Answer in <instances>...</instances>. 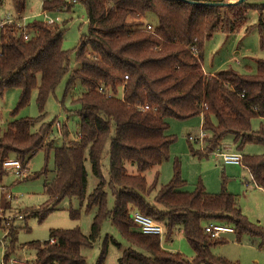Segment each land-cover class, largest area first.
<instances>
[{"label":"trees","instance_id":"16d2710c","mask_svg":"<svg viewBox=\"0 0 264 264\" xmlns=\"http://www.w3.org/2000/svg\"><path fill=\"white\" fill-rule=\"evenodd\" d=\"M76 1L85 9L89 28L75 49L76 67L70 72L63 97L78 80L82 88L75 101L79 122L76 137L70 141H65L68 130L61 126L63 142L59 146L49 139L53 120L46 123L43 115L49 96L69 72L70 53L62 47L63 30L55 22L38 20L25 27L9 23L0 28V95L7 89L20 90L13 112L16 114L28 105L31 93L37 90L39 112L36 118H14L0 131V181L7 173L1 167L2 161L10 154L25 170L38 151L47 155L52 151L53 177L44 184L48 198L44 206L23 210L22 214L42 221L64 198L71 197L85 202L87 211H95L88 236L78 227L52 229L47 240L28 243L35 251L31 264H86L81 248L92 247L107 218L129 245L122 251L118 264H238L213 254L212 249L226 240L205 232L210 220L231 226L237 241L246 235L264 249V227L250 222L235 195L226 189L209 194L198 184L191 192L183 191L186 182L177 164L169 182L158 189V172L150 184L144 176L168 159L174 138L166 133L167 119L202 116L201 129L207 133L204 145L199 151L191 148L192 154L199 158L220 149L227 135L233 137L238 152L249 143L264 145V130L254 132L251 128L252 119L264 118V60L256 61L254 74H239L229 68L207 75L201 63L204 40L214 30L228 34L240 29L249 9L259 12L255 27L264 33V5L253 6L246 1L216 5L192 4L187 0ZM25 3L26 0H14L17 15L24 11ZM2 4L0 0V7ZM65 7L71 9L67 0H42L43 12ZM148 13L158 19L151 29L144 28L143 19ZM251 29L248 26L245 32ZM100 85L114 94L123 87L122 99L100 94L97 91ZM143 106L149 109L143 110ZM107 142L109 171L105 178L101 160ZM86 161L98 179L88 196ZM127 164L134 165L136 173H128ZM241 165L264 190V153L242 154ZM47 174L44 167L23 179ZM108 192L113 197L111 209L107 207ZM3 194L1 230L5 229L1 212L10 207ZM134 211L162 224L167 238L175 229L180 230L193 258L189 260L179 252L165 250L158 235L139 231L131 218ZM70 215L78 219L80 214L71 211ZM4 234L6 263L17 237L13 228L5 229ZM110 241L121 248V244L106 237L95 264H104Z\"/></svg>","mask_w":264,"mask_h":264},{"label":"rangeland","instance_id":"374dc122","mask_svg":"<svg viewBox=\"0 0 264 264\" xmlns=\"http://www.w3.org/2000/svg\"><path fill=\"white\" fill-rule=\"evenodd\" d=\"M199 1L216 2L219 0ZM221 1L235 3L237 0L234 2H229V0ZM77 2L71 3V9L65 7L60 11L46 12V16L42 11V0H28L25 10L21 13L24 17L21 15L16 17L14 0H3V4L0 7V19L10 13L12 17L18 20L15 19L19 22V25L25 26L34 20L46 21V19L50 18L56 24H59L64 32L62 47L70 53L69 72L63 76L54 92L49 96L43 115L44 122L49 123L53 120L49 139L54 140L57 146L63 142L60 135L61 126L64 125L68 130V137L65 141H70L76 137L75 134L79 122L78 116L75 114L77 108L75 101L82 92L80 82L75 80L66 98L63 97L70 72L76 67L75 49L81 38L87 35L89 28L85 9L81 3ZM246 2L253 6L264 5V0H246ZM258 13L256 9H249L246 14L245 24L240 29L228 34L223 33L221 30H214L211 36L204 40L202 65L206 71H223L230 68L239 74L256 73V61L258 59L264 60V33H260L258 28L255 27L258 22ZM56 18L58 19L56 20ZM143 22L144 28L151 29L158 24V19L156 15L148 13ZM248 26H252V29L249 32H245V28ZM119 89L117 96L121 97ZM19 94V89L11 88L7 89L3 95H0L1 132L14 118H36L39 115L36 105L37 90L31 93L28 105L13 114L18 103ZM167 123L169 127L166 133L174 138L169 147L168 159L144 174L147 182L149 184L152 183L155 173L158 172L156 188L158 189L160 186L167 184L173 175L174 164H177L180 176L186 182V186L182 189L183 191L191 192L198 184H201L209 194H218L223 189H226V191L235 195L238 205L247 219L264 227V194L258 189L248 187L250 184H247L246 180L249 181V176L243 166L224 165L213 154L217 150L201 158L192 154L191 148L194 151H199L202 147L198 141H190L188 139L189 135L199 136L202 128L201 118L199 116L185 120L171 118L167 119ZM251 126L254 132L260 129L264 130V120L254 118L251 121ZM226 140L228 144L229 142L233 143L231 135L225 136L222 141ZM235 152H238L236 148ZM108 153L109 143L107 142L101 160L102 174L105 178L108 177L109 171ZM241 153L243 155L263 154L264 145L257 143L246 144ZM10 157H14V155L10 154ZM44 167L48 169L46 176L39 175L23 179L26 175L39 172ZM85 167L87 171L86 196H88L98 184V179L92 174L88 161L85 162ZM53 168V152L51 151L47 155L40 150L27 164L25 175L18 176L13 171H8L2 175L0 198L2 193H4L5 200L10 206L9 209L1 212L2 225L5 229L13 228L16 230L17 242L9 261L5 263L3 260L5 229H0V264H31L35 251L27 246L28 243L47 240L49 231L52 229H73L78 227L85 236L90 234L91 222L95 211H87L85 202H80L77 197L64 198L42 221H39L36 216L22 214L21 211L23 210L30 211L40 208L42 205L44 206L48 198L44 193V184L53 177ZM126 168L128 173H136L134 165L127 164ZM154 193L151 194V198H153ZM112 206L113 197L108 192L107 207L111 209ZM71 211H78L80 214L79 218H71ZM18 213L21 214L19 215ZM210 222L213 221L210 220L208 223ZM106 237L121 244V248H118L114 242L110 241L107 246L104 264H118L117 260L122 251L129 245L121 238L117 230L111 226L108 218L103 221L100 236L92 247L81 248V255L85 258L86 264L96 263ZM217 238L225 239L226 242L212 249L214 255L223 256L227 260L238 264H264V249L252 243L248 236L244 235L240 241H237L233 233H221ZM160 243L161 246L171 252H179L189 260L193 258L194 254L191 247L178 229H175L169 238H167L166 234L161 235Z\"/></svg>","mask_w":264,"mask_h":264},{"label":"built area","instance_id":"2783aa9c","mask_svg":"<svg viewBox=\"0 0 264 264\" xmlns=\"http://www.w3.org/2000/svg\"><path fill=\"white\" fill-rule=\"evenodd\" d=\"M69 3H75L76 0H67ZM44 13V12H43ZM46 13V12H45ZM46 16V14H44ZM58 18H56L57 20ZM46 23L52 24L54 22L53 19H46ZM9 23H14L18 27H25L22 25H19L15 19H13L10 15H6L2 19H0V28ZM25 39H28V35H24ZM127 79V76H125ZM121 97H118L117 94L111 92L109 89L105 88L104 85H100L97 89V91L100 94H103L107 97H117L121 98L123 97V87L120 89ZM143 110H148V106H143ZM188 139L190 141H198L200 145L204 143L205 135L200 132L199 136H192L189 135ZM222 163L224 165H241V154L239 152H221L217 154ZM1 167L4 171H13L16 173V175L21 176L24 175L26 172V169H22L20 162L14 158V157H8L2 161ZM132 221L135 225V227L141 231L143 234H149V235H158L159 237L164 234V227L162 224L152 220L150 217L145 216L137 211L132 212L131 214ZM204 230L206 233L210 234L212 237L217 238L221 233H233V228L231 226H225L223 224H218L214 222H210L205 225ZM53 242V240H51Z\"/></svg>","mask_w":264,"mask_h":264},{"label":"crops","instance_id":"0c3cea01","mask_svg":"<svg viewBox=\"0 0 264 264\" xmlns=\"http://www.w3.org/2000/svg\"><path fill=\"white\" fill-rule=\"evenodd\" d=\"M27 1L28 0H26V3H27ZM235 0H229V2H234ZM26 3H25V8H26ZM78 3V2H77ZM25 8H24V10H25ZM44 14H45V12H44ZM6 15H10L11 17H12V14H10V13H7ZM22 16V15H21ZM247 16V15H246ZM16 17H20V16H18V15H16ZM22 17H24V16H22ZM22 17H21V19H22ZM13 19H16V18H14V17H12ZM17 20V19H16ZM18 21V20H17ZM16 21V22H17ZM18 24H19V22H17ZM202 63V62H201ZM202 69H203V71H204V73L205 74H207V75H212V74H214V73H216V72H219V71H212V72H208V71H206L205 69H204V67H203V65H202ZM200 118H201V126H202V116H199ZM259 119H261V120H264V118H259ZM251 128H252V126H251ZM201 132L205 135V137L207 136V133L205 132V131H203L202 129H201ZM232 137V136H231ZM233 138V137H232ZM223 140V139H222ZM203 145H204V143L202 144V147H203ZM201 147V148H202ZM221 152H235V145L232 143H230L229 142V144H228V142H227V140L226 141H221V147H220V149H218L217 150V152H214L213 154H214V156H216L217 158H219L220 159V157L217 155L218 153H221ZM241 155H242V153L241 152H239ZM221 160V159H220ZM243 166V165H242ZM243 168L247 171V173H248V176H249V181H247L246 180V183L247 184H250V186H248V187H250V188H254V189H258V190H260V191H262L263 192V194H264V190L262 189V188H260V187H258L254 182H253V180H252V178H251V176H250V173H249V171H248V169H246L244 166H243ZM25 175V174H24ZM24 177V176H23ZM241 209V208H240ZM242 211V210H241ZM182 233V232H181ZM162 248H164L163 246H162ZM165 249V248H164ZM165 250H167V249H165ZM169 251V250H168ZM171 252V251H170Z\"/></svg>","mask_w":264,"mask_h":264},{"label":"water","instance_id":"95a60500","mask_svg":"<svg viewBox=\"0 0 264 264\" xmlns=\"http://www.w3.org/2000/svg\"><path fill=\"white\" fill-rule=\"evenodd\" d=\"M244 1L246 0H237L236 3H242ZM187 2L192 4H201V5L229 4V3H220V2H195L190 0H187Z\"/></svg>","mask_w":264,"mask_h":264}]
</instances>
